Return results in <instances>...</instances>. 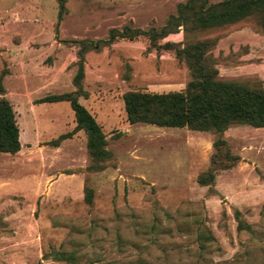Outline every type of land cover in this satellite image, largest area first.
Masks as SVG:
<instances>
[{
	"label": "rangeland",
	"instance_id": "rangeland-1",
	"mask_svg": "<svg viewBox=\"0 0 264 264\" xmlns=\"http://www.w3.org/2000/svg\"><path fill=\"white\" fill-rule=\"evenodd\" d=\"M184 1L63 0L56 26L59 0H0V98L15 112L21 145L0 155V264H68L52 260L56 251L74 252L75 264H264V128L226 130L239 160L201 186L197 177L214 153L211 132L127 121L126 92L185 89L191 75L173 51L140 38L85 54L87 98L78 100L113 155L103 171L87 172L86 136L74 131L69 104L36 102L75 90L78 47L68 41L105 39L125 25L159 28ZM189 38L216 40L207 54L220 80L264 87V31L255 22ZM185 39L179 30L159 45ZM26 49L43 51L40 66L63 69L61 76L48 85L45 74L22 71L13 61ZM235 210L251 230H238Z\"/></svg>",
	"mask_w": 264,
	"mask_h": 264
},
{
	"label": "trees",
	"instance_id": "trees-1",
	"mask_svg": "<svg viewBox=\"0 0 264 264\" xmlns=\"http://www.w3.org/2000/svg\"><path fill=\"white\" fill-rule=\"evenodd\" d=\"M65 11L63 0H59L56 26ZM244 21H253L264 31V0H222L210 3L208 0H186L176 5L175 12L157 28H135L125 25L112 28L105 39L71 40L69 44L78 47L77 70L72 84L73 92L48 95L36 102H67L73 112L74 131H83L86 136V150L90 156L87 172H100L113 160L107 149V141L101 127L91 113L79 103V97L87 98L82 88L85 54L100 51L119 40L144 38L155 49L173 51L183 61L191 75L182 91L165 94L129 91L123 95L124 109L130 124L143 123L165 128H186L197 132H211L215 139L214 153L209 168L198 175L197 183L212 186L218 170L233 167L239 157L234 155L223 137L226 130L234 125L264 128V87L222 81L213 59L207 54L215 45V39L196 40L190 35L217 30ZM183 30L185 42L181 44L159 42L167 35ZM189 38V39H188ZM19 127L15 112L6 98H0V155H15L21 149ZM94 191L84 186V202L92 206ZM234 217L238 230H251L238 210ZM205 240H213L207 231L201 233ZM52 260L75 264L78 257L74 252L56 251Z\"/></svg>",
	"mask_w": 264,
	"mask_h": 264
},
{
	"label": "crops",
	"instance_id": "crops-1",
	"mask_svg": "<svg viewBox=\"0 0 264 264\" xmlns=\"http://www.w3.org/2000/svg\"><path fill=\"white\" fill-rule=\"evenodd\" d=\"M18 52L19 54L14 58L13 62L17 64V66H19L22 71L32 74H45L46 76H43V82L47 83L48 85L61 76L63 69H59L55 72V74H52L51 69H43L40 66L43 51L38 53L26 49L22 53H20V50Z\"/></svg>",
	"mask_w": 264,
	"mask_h": 264
}]
</instances>
